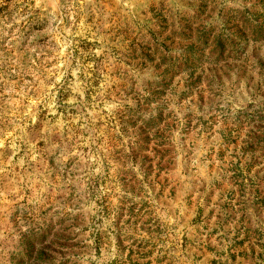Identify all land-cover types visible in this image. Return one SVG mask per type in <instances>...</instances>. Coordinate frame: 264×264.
<instances>
[{
  "label": "rangeland",
  "instance_id": "rangeland-1",
  "mask_svg": "<svg viewBox=\"0 0 264 264\" xmlns=\"http://www.w3.org/2000/svg\"><path fill=\"white\" fill-rule=\"evenodd\" d=\"M0 264H264V0H0Z\"/></svg>",
  "mask_w": 264,
  "mask_h": 264
}]
</instances>
